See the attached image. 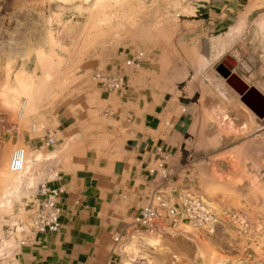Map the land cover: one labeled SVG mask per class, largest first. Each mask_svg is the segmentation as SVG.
I'll list each match as a JSON object with an SVG mask.
<instances>
[{
    "label": "rangeland",
    "instance_id": "obj_1",
    "mask_svg": "<svg viewBox=\"0 0 264 264\" xmlns=\"http://www.w3.org/2000/svg\"><path fill=\"white\" fill-rule=\"evenodd\" d=\"M137 50L150 64L127 68L128 84L167 92L190 117L195 192L218 212L244 211L256 231L228 225L208 234L186 222L162 230V222L145 236L130 228L135 240L122 242L120 264L264 261V118L215 70L229 56L264 94V0H0V261L14 246L7 225L31 213L26 202L56 174L49 155L59 141L46 146L45 133L61 115L92 132L110 123L92 75ZM29 138L39 139L35 147ZM16 148L32 164L19 185L9 169Z\"/></svg>",
    "mask_w": 264,
    "mask_h": 264
},
{
    "label": "crops",
    "instance_id": "obj_2",
    "mask_svg": "<svg viewBox=\"0 0 264 264\" xmlns=\"http://www.w3.org/2000/svg\"><path fill=\"white\" fill-rule=\"evenodd\" d=\"M123 60H115L103 72L119 70L125 76L126 87L113 93L98 86V101L102 104L99 112L109 116L110 123L92 132L86 124L61 115L50 131L59 141L49 155V159L55 158L57 171L45 186L60 190L59 229L38 233L1 259L0 264H120L122 242L132 236L131 232L128 235L130 223L154 191H161L171 205L180 189L195 192V161L190 162L187 154L190 117L183 104L167 92H140L130 86L132 73ZM145 64H150L146 54ZM38 141L27 140L30 147ZM157 147L169 152L166 163L175 169L167 182L161 183L159 176L150 172L159 161ZM41 198L35 192L26 206L31 209ZM162 222V230H166L182 221L163 217L155 225L134 232L149 236L152 232L148 231ZM115 237L120 241L116 242ZM193 241L200 251L203 244ZM246 255L250 260L257 257L252 252Z\"/></svg>",
    "mask_w": 264,
    "mask_h": 264
},
{
    "label": "built area",
    "instance_id": "obj_3",
    "mask_svg": "<svg viewBox=\"0 0 264 264\" xmlns=\"http://www.w3.org/2000/svg\"><path fill=\"white\" fill-rule=\"evenodd\" d=\"M144 61V51L137 50L124 58L123 65L132 69H139ZM119 68L121 67L119 66ZM92 79L99 87L108 92L116 93L126 87L125 76L119 70L114 72L98 71L92 75ZM55 142L56 140L51 132L45 133L44 143L46 146H52ZM157 151L159 161L157 167L151 168L150 172L158 175L161 183L167 182L175 174V169L166 163L169 152L161 147H157ZM24 163V149H14L9 160V169L13 172H20L24 168ZM37 193L42 198L34 207L29 209L31 213L25 219L17 218L13 223L7 225L9 233L14 238V246L8 254L32 241L38 233L56 232L59 229L60 208L58 198L60 190L48 189L44 182ZM163 217L189 223L208 234H214L228 225L235 226L240 234H252L256 231L255 224L244 211L218 212L201 195L185 188L177 191L176 202L172 205L163 199L161 191H154L149 203L133 217L130 223L132 225L131 229L137 231L139 227H151ZM115 241L120 240L115 237ZM252 264H264V261L255 260Z\"/></svg>",
    "mask_w": 264,
    "mask_h": 264
},
{
    "label": "water",
    "instance_id": "obj_4",
    "mask_svg": "<svg viewBox=\"0 0 264 264\" xmlns=\"http://www.w3.org/2000/svg\"><path fill=\"white\" fill-rule=\"evenodd\" d=\"M236 64L234 59L227 56L216 65L215 70L238 95L240 101L259 117L264 118V94L250 84V80L241 73L240 69L236 72L232 70Z\"/></svg>",
    "mask_w": 264,
    "mask_h": 264
},
{
    "label": "bare ground",
    "instance_id": "obj_5",
    "mask_svg": "<svg viewBox=\"0 0 264 264\" xmlns=\"http://www.w3.org/2000/svg\"><path fill=\"white\" fill-rule=\"evenodd\" d=\"M19 80V79H18ZM23 81V80H22ZM19 82V81H18ZM27 98V97H26ZM15 106V105H14ZM25 107V104H22L19 108V112H22V109ZM30 156V155H29ZM26 159H28V155H26L24 151V168L20 172H14L20 175V177H16L15 180H13V184H23L25 179H29V170L32 166L31 162L29 163ZM13 172V171H12ZM6 172L4 170L0 171V182H7V177H5ZM29 182V181H28ZM133 240H135V236L131 237ZM157 239L153 237H149V242L154 243Z\"/></svg>",
    "mask_w": 264,
    "mask_h": 264
},
{
    "label": "flooded vegetation",
    "instance_id": "obj_6",
    "mask_svg": "<svg viewBox=\"0 0 264 264\" xmlns=\"http://www.w3.org/2000/svg\"><path fill=\"white\" fill-rule=\"evenodd\" d=\"M238 69H240V68H239V66H238L237 64H236L235 66H233V68H232V70L235 71V72H236Z\"/></svg>",
    "mask_w": 264,
    "mask_h": 264
}]
</instances>
